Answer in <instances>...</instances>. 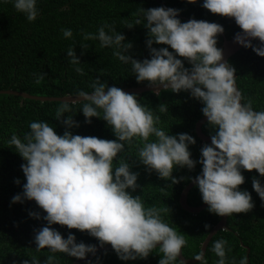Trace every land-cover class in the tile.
Returning a JSON list of instances; mask_svg holds the SVG:
<instances>
[{
	"label": "clouds",
	"instance_id": "1",
	"mask_svg": "<svg viewBox=\"0 0 264 264\" xmlns=\"http://www.w3.org/2000/svg\"><path fill=\"white\" fill-rule=\"evenodd\" d=\"M9 3L29 22L40 14L37 0H0V4ZM201 6L233 18L241 29L234 34V42L264 57V0H202ZM179 11L164 6L138 7L134 20L126 22L128 28L141 25L147 30L148 58H134L132 42L116 30L114 22H102L95 32L81 30V36L83 41H98L100 48H110L112 56L128 66L137 82H146L153 95L187 92L196 99L213 130L210 144L204 143L199 159H192L189 146L195 144V138L188 133L170 134L161 119L162 114L170 116L166 102L152 107L142 103L136 93L108 86L99 77L88 85L90 90L67 94L64 97L75 99L61 100L53 116L65 126L62 134L45 120H32L22 135L13 132L6 140L25 161L20 168L26 182L12 202L32 200L45 213L42 219L46 223L34 230L33 241L35 252L46 248L49 254L43 261L33 254L20 264H60L57 253L85 264H100L97 247L105 244L121 261L157 253V264H185L178 256L189 241L171 223L170 209L157 203L149 205L143 195L132 194L140 187L136 183L139 173L132 171L137 164L171 184L184 179L174 177V169L192 170L200 164L195 185L207 210L217 216L245 213L254 207L249 191L238 186L245 180L242 170H255L259 176L252 177L251 187L264 203V182L259 178L264 177V108L255 109L254 101L237 87L236 69L217 47L223 26L194 18L182 22ZM61 33L64 39L73 37L71 28L62 27ZM252 40H257L258 46ZM80 47L87 49L89 45L82 43ZM66 56L73 70L83 74L74 45L68 47ZM184 61L190 67H185ZM34 76V82L40 84L45 74ZM77 111L86 124L93 117L102 119L115 139L73 134L68 129L79 127L73 119ZM65 113L68 115L61 119ZM14 182L19 184L18 179ZM29 216L41 219L39 212H29ZM53 224L86 231L97 244L77 242L71 232L65 238L51 227ZM211 252L217 257L214 264H247L246 256L238 262L235 256L229 257L231 245L223 237L213 241ZM89 254L96 259H85ZM192 258L208 264L204 250Z\"/></svg>",
	"mask_w": 264,
	"mask_h": 264
},
{
	"label": "trees",
	"instance_id": "2",
	"mask_svg": "<svg viewBox=\"0 0 264 264\" xmlns=\"http://www.w3.org/2000/svg\"><path fill=\"white\" fill-rule=\"evenodd\" d=\"M201 4L202 0H196L195 3H188L187 0H37L40 14L32 22L16 12L10 3L0 4V90H13L32 96L62 97L74 94L76 89L90 90L88 85L96 77L106 81L108 86L114 85L121 89L145 86L146 82H137L134 75H130L128 66L112 56L110 48H100L98 41H83L81 30L95 32L102 22H114L116 30L125 36L126 41L132 42L133 48L130 51L136 59L148 58L145 46L147 30L141 25L128 28L125 24L134 20L133 13L138 7H173L180 10L178 17L182 22L194 18L219 23L223 26L226 39L241 31L233 18L213 14ZM62 27L72 29L71 39L62 37ZM222 40L219 34L217 47L221 48ZM82 43L89 47L82 49ZM252 43L258 46L257 40H252ZM70 45H74L83 74L76 73L69 63L66 51ZM228 61L236 69V85L242 94L254 101L255 109L264 108V57L258 56L251 47H243ZM184 64L190 67L186 61ZM39 73L45 76L40 84H36L34 74ZM137 97L152 107L162 102L168 104L170 116L162 114V121L170 128V134L188 133L195 138L196 142L189 146V150L191 158L198 160L200 148L205 143L195 134V123L203 117L200 111L202 105L187 92L161 91L158 97L152 92H144L137 94ZM59 103L0 94V264H20L33 254L43 261L49 254L46 248L39 253L35 252L33 241L34 230L46 223L42 219L45 215L43 210L32 200H24L22 203L11 200L15 194L22 192V185L26 182L20 168L25 161L14 148H10L6 140L13 132L22 135L32 120H45L54 126L57 134H62L65 126L53 118ZM75 107L78 109L79 105ZM67 115L63 114L61 119ZM73 119L79 122V127L68 129L73 134L115 139L110 127L102 119L93 117L91 123L86 124L79 111ZM202 132L208 137L213 134L207 123L203 124ZM200 170V164H196L192 170L174 169L172 175L184 179L171 184L159 178L154 171H146L143 165L137 164L132 168V171L139 173L136 183L140 186L132 194L143 195L149 205L157 203L170 209L171 223L186 234L189 241L188 246L182 249V255L187 259H193V255L200 251L202 242L220 220V216L210 213L207 208L193 214L183 210L179 204L182 189ZM242 174L245 180L238 187L249 191L254 207L248 212L227 216L225 227L217 231L207 245L205 257L208 264H214L217 259L211 247L213 241L221 237L231 245L229 257L235 256L238 262L241 256H246L247 264H264V203L251 187L252 177H258L259 174L255 170H242ZM259 178L264 182V177ZM17 179L19 184L14 182ZM202 203L201 194L194 186L187 194V204L199 206ZM29 212H39L41 219L30 217ZM205 224L209 225L207 229ZM51 227L60 231L65 238L71 232L77 242L97 244L96 239L86 231L68 229L59 224ZM56 255L60 264H72L77 260L62 253ZM96 256L100 258V264H157L160 259L159 254L150 253L145 259L121 261L111 249L104 253L98 252Z\"/></svg>",
	"mask_w": 264,
	"mask_h": 264
},
{
	"label": "water",
	"instance_id": "3",
	"mask_svg": "<svg viewBox=\"0 0 264 264\" xmlns=\"http://www.w3.org/2000/svg\"><path fill=\"white\" fill-rule=\"evenodd\" d=\"M222 35V43H221V48L223 50V58L226 60H229L231 56H233L236 52H238L243 46L237 44L234 42V36L226 39L223 33ZM122 90L129 92V93H136V94H142L144 92H152L151 88L147 85L145 86H140V87H133V88H123ZM0 94H7V95H13V96H18L21 98H26L30 100H35L39 102H61V100H70V99H75L74 97L68 98V97H46V96H32L23 92H17L13 90H0ZM206 123V117H201L197 122L195 123V134L196 136L203 142L209 143L210 144V137L206 136L202 132V126L203 124ZM195 185V177L182 189L179 197V204L182 207L183 210L189 212V213H199L200 211L204 210L207 208V205L205 203H202L199 206H189L187 204V194L188 192L194 187ZM226 220L227 216H220L219 222L212 228V230L208 233L204 241L202 242L200 246V250L206 251L207 245L212 239V237L216 234L217 231L221 230L222 228L225 227L226 225ZM111 249L110 245H105L103 247H97V252H106ZM247 255H248V250H247ZM95 256H92L89 254V256L85 257V259H93ZM178 259H183L185 260V264H197L199 263L195 259H187L183 255L178 256ZM84 263V260L77 259L75 260L72 264H81Z\"/></svg>",
	"mask_w": 264,
	"mask_h": 264
}]
</instances>
